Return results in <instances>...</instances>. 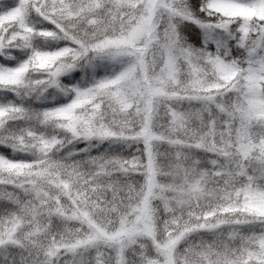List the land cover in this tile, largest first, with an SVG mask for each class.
Masks as SVG:
<instances>
[{
  "label": "snow or ice",
  "instance_id": "1",
  "mask_svg": "<svg viewBox=\"0 0 264 264\" xmlns=\"http://www.w3.org/2000/svg\"><path fill=\"white\" fill-rule=\"evenodd\" d=\"M0 264H264V0H0Z\"/></svg>",
  "mask_w": 264,
  "mask_h": 264
},
{
  "label": "trees",
  "instance_id": "2",
  "mask_svg": "<svg viewBox=\"0 0 264 264\" xmlns=\"http://www.w3.org/2000/svg\"><path fill=\"white\" fill-rule=\"evenodd\" d=\"M4 149L2 147H0V151H3Z\"/></svg>",
  "mask_w": 264,
  "mask_h": 264
}]
</instances>
